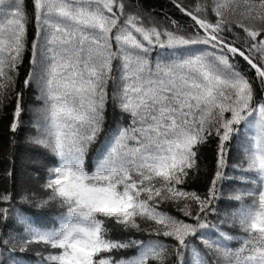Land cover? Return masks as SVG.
<instances>
[{"label":"snow or ice","instance_id":"snow-or-ice-1","mask_svg":"<svg viewBox=\"0 0 264 264\" xmlns=\"http://www.w3.org/2000/svg\"><path fill=\"white\" fill-rule=\"evenodd\" d=\"M0 264H264V0H0Z\"/></svg>","mask_w":264,"mask_h":264},{"label":"trees","instance_id":"trees-1","mask_svg":"<svg viewBox=\"0 0 264 264\" xmlns=\"http://www.w3.org/2000/svg\"><path fill=\"white\" fill-rule=\"evenodd\" d=\"M150 2L153 4H159V3H163L164 0H150ZM0 135H2V129H0Z\"/></svg>","mask_w":264,"mask_h":264}]
</instances>
